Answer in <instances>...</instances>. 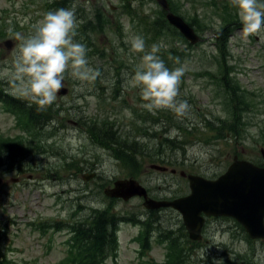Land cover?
I'll return each mask as SVG.
<instances>
[{
  "label": "rangeland",
  "instance_id": "1",
  "mask_svg": "<svg viewBox=\"0 0 264 264\" xmlns=\"http://www.w3.org/2000/svg\"><path fill=\"white\" fill-rule=\"evenodd\" d=\"M176 1L183 2V0ZM205 1L209 2L208 5L204 4ZM47 2L48 0H36V2L0 0V80L6 86H10V96L19 100L25 97L17 92L13 81L14 61L18 45L21 43L17 39V34L27 37L32 33L33 26L42 19L43 14L52 11L47 7ZM120 2L121 0L75 1L76 7L86 5V10H75L77 24L79 22L85 24L88 20L87 27L95 25L97 33L87 30L86 35L89 37L85 43L81 42L84 35L79 38L76 35L74 40L86 46L88 66L91 67L93 62L98 67L100 75L97 79L102 84V93L106 96L108 110L112 109V106L122 105L126 100L136 109L150 112L143 107L146 102L142 100L139 88L133 87L130 83L131 76L141 63L144 53L132 51L128 41L133 36L142 37L145 52L151 51L153 44H159L156 39L153 41L148 33L143 34V26L134 25L128 15L120 12L117 7ZM260 2L264 3V0ZM152 6L155 4L135 3L134 7H137L139 19L141 16L149 18ZM181 12L187 17L195 15V24L205 31L202 35L204 40L191 45L186 39L187 43H182L180 39L177 51L172 54H163L160 50L157 55L169 69L185 67L186 71L181 77L177 100L187 101L189 109L183 116H177L169 109H156L151 113L158 115L162 112L161 121L147 124L146 117H140V115L138 120L132 121L138 123L137 129L141 135L149 128L151 132H157L167 140L162 153H160L161 148L158 149L153 144L141 146L147 153L153 152L164 156L166 170L159 171L160 174L155 182L167 183V194L170 197L189 192L186 170H190L192 174L215 176L227 170L235 154L256 163H264L262 154L264 149V132L262 131L264 130V29L258 34L244 36L237 10L231 6L230 0L185 2L182 3ZM79 15L84 17L81 18ZM91 20L94 23H91ZM117 23L121 24V28H118ZM225 27L224 35L228 40L227 54L230 55H227L225 60L222 57L223 68L226 69V75L228 70L231 71L227 75V84L229 87L234 83L239 85L241 87L239 93L244 91L250 105V110H245L241 119L244 120L239 127L242 133L241 139L231 135L208 138L207 135L211 136L216 132L210 130L206 132V129L202 128L200 130L206 134L201 137L194 127V124H200L203 118L214 119L217 116L230 123V120L234 119L233 114L238 113L232 104L225 103V94L224 96L216 94L219 90L218 84L215 79L205 73L209 68L212 70L215 68L212 55L215 51L219 53L215 37L221 35ZM91 41L95 45L93 48ZM4 42L13 43L14 48L8 51L6 49L8 45ZM160 42L166 46L165 48L170 49L167 41L161 39ZM86 88L87 93L92 89L89 84ZM66 100L62 99V101ZM74 101L76 104L80 102L79 95ZM81 104L85 106L84 115L91 117L93 101L87 105L82 101ZM45 109L53 113L51 105L45 106ZM63 115L64 113L60 114V116ZM117 117L120 119L115 122L122 121L121 117L131 120L130 109L123 107ZM79 120V112L74 109V115L67 120L58 119L54 122L55 128L52 130H55V135L50 139L42 129L41 145H34L26 151V156L20 154L18 147L21 145L19 144L5 148L0 155L4 169H9L8 162L11 160H14L11 163L16 167L15 171H8L5 179L9 184L0 194V234L3 236L5 231L3 243L11 250L7 255L10 261L3 260L0 264H59L65 255L66 230L49 229L43 233L35 229L31 225L32 222L53 221L60 222L61 226L64 220H68L73 208L79 210L78 213L83 221V215H87L90 211L89 206H100L113 200H118L115 203L117 212L122 215L140 214L143 211L140 207L130 209L131 205L127 204L128 201L105 196L102 185L99 190L96 188L100 179L94 182L83 180L84 175L98 171V167L107 180L117 175L123 176L126 172L109 152L99 147L97 140L91 141L88 134L78 127ZM15 124L14 116L0 110L1 132L10 136L20 134L21 130ZM96 133L98 135L102 133L100 125L96 127ZM110 140L115 143L113 139ZM145 141L152 142L154 138L148 137ZM127 142H130V139L122 136L120 144H116L124 147L123 144ZM154 149L157 152L153 151ZM73 158L83 159L73 166V169H77L80 163L82 168L78 176L64 169L66 161L71 162ZM20 168L24 171H20ZM19 175H23V178L17 181ZM102 207L104 208L105 205L103 204ZM177 213L172 210H163L160 215L163 216V226L172 230L174 236L180 234L182 242L189 246L186 252L188 255L183 261L181 260V264H203L202 258L207 257V253L185 242L189 236ZM220 225L226 226L228 223L222 222ZM139 227L130 221L122 220L119 235L109 231L114 236L112 243L119 245V264H138L136 262L137 244L130 238L138 233ZM230 228L226 234L236 230L240 239H224L227 246L223 249V254L226 256L227 264H241L242 259L248 260L250 264L253 261L254 264H264L263 247L255 244L251 251H246L247 244L241 240L243 234L233 225ZM0 241L2 242V238ZM217 242L218 240L215 244ZM164 252V246L153 244L151 255L157 260L163 259ZM208 257L212 260L210 254ZM215 261L218 262V260ZM105 264H111V260L106 261Z\"/></svg>",
  "mask_w": 264,
  "mask_h": 264
},
{
  "label": "clouds",
  "instance_id": "2",
  "mask_svg": "<svg viewBox=\"0 0 264 264\" xmlns=\"http://www.w3.org/2000/svg\"><path fill=\"white\" fill-rule=\"evenodd\" d=\"M230 4L237 10L244 36L264 29V3L260 0H230ZM76 28L74 9L59 8L44 13L27 37L17 34L21 43L14 61L13 81L20 95L43 108L56 100L69 70L80 81L95 80L100 75L99 70L88 66L86 46L75 42ZM128 42L132 51L144 53L130 79L146 102L143 107L150 112L169 109L177 116L186 114L187 101L177 100L185 67H166L157 55L162 45L153 44L151 51L145 52L142 37L133 36Z\"/></svg>",
  "mask_w": 264,
  "mask_h": 264
},
{
  "label": "trees",
  "instance_id": "3",
  "mask_svg": "<svg viewBox=\"0 0 264 264\" xmlns=\"http://www.w3.org/2000/svg\"><path fill=\"white\" fill-rule=\"evenodd\" d=\"M171 3V8L174 12H176V5H178V1L173 2L172 0H169ZM159 13V16L157 17V14ZM144 16H141V18L139 19L138 15H133V24L134 25H138V26H143L144 30H143V34L148 33L152 40L154 41L155 39L157 40L159 45H162L160 50V53L163 54H172L174 51H177L178 49V42L184 41L185 43H187V41L184 39V37L179 33V31L175 28V26H172L168 20L166 19V12L164 10H158L155 12V14H151L149 15V18L151 20H149V18H147L146 16L143 18ZM143 19V20H142ZM195 19H193L194 21ZM236 23V22H235ZM192 26L195 25V23L193 22L191 24ZM90 28L86 27L84 30H81L82 35L87 34V30L89 31ZM196 29L199 30V27L196 26ZM92 30L95 32L96 31V26L93 25L92 26ZM203 30V29H200ZM226 30V27L223 29L222 34L218 35L216 37V41L218 43V48L219 51L221 52L222 57L226 58L227 55V48H228V44H225V41L227 42V36L224 35V31ZM201 33H204V31H201ZM161 39H164L165 41H167L170 45V49L169 48H165L166 46L164 44H162L160 42ZM191 45H189L190 47ZM175 59H177V57H174ZM226 69H221L220 73L221 74H225ZM233 71V70H232ZM209 75L213 76L212 74H210L209 72H207ZM230 71L228 70L229 74ZM214 78H216L215 76H213ZM220 79L217 80V83ZM222 87L225 88V92L227 93V95L229 96L228 100L226 101V103H230L234 106L235 110L238 111V113H234L233 117L234 119L230 120L229 122H225V120H221L219 118H216V120H211V118L209 119H205L202 120L200 122V124H194L195 130H197L200 134L199 136L203 137L206 132L208 130H210L211 132H216V134H212L211 136H208V138L211 137H225V136H233V137H238L239 139H241L242 137V133L239 129L241 123L244 121H242V117L244 114L245 110H250V105L248 104L247 100H246V96L243 92L241 91L240 86H238L237 84H233L231 87H227V80L222 79ZM6 101V108L8 111H11L12 113H14L17 117V122L16 125L22 130V131H27V133L29 134L30 138H26L23 135H16V137H12L10 135H5L3 136V138H1V142H0V155L4 152L5 148L7 147H12L15 145H21L19 146V151L20 154L22 156H26L27 152L29 149H31L34 145H41V137H42V133L39 132V129L37 128V126L33 123L31 116L29 114V112L26 110L25 108V104L20 102L19 100L11 102L9 101L7 98L5 99ZM246 107V108H245ZM133 113L136 115V117H146L147 119V124L148 122H157V121H161L162 118L161 115L162 112H159L158 115L153 114L151 112H141L138 111L137 109L133 108ZM204 119V118H203ZM144 121V120H143ZM204 123V124H203ZM221 124V125H220ZM102 128V133L99 136H104L106 139H113L115 141V143H119L120 144V137H122L121 135L118 134H113L111 133V127H109V123L108 121H103L102 124H99ZM220 125V126H219ZM138 126V123L136 122H132V127L136 128ZM206 129V132L201 131L200 129ZM142 129H144V127H142ZM144 134H148L150 136H156L159 137L158 133H152L151 130L148 128L144 131ZM123 136H128L130 138H134L136 136V134L133 133V131H127ZM238 138H233V140H238ZM18 141H17V140ZM124 139V138H123ZM122 139V140H123ZM232 140V141H233ZM163 141H165V144L167 143L166 139H163ZM133 145L132 142H127L125 144H123L124 149L127 151H134L136 150L134 147H131ZM7 152V151H6ZM126 152V151H125ZM19 153V152H18ZM12 155V154H11ZM19 156V154H18ZM10 157V156H9ZM11 159V158H10ZM14 161V160H11ZM11 161L8 162L9 168H13L15 167L14 164L11 163ZM2 160L0 158V164H1ZM69 163V162H66ZM64 169H67V165L64 166ZM101 235L108 240L107 242H113L114 236L112 233H109V231L104 227L101 226ZM99 228H97L98 230ZM97 238V236H96ZM103 241V238H102ZM106 242V243H107ZM100 245V239L99 240H95V249L98 248V246ZM105 247V244H104ZM87 250V249H85ZM99 250V249H97ZM188 250V246L184 244V242H180L179 244V249H178V253L177 255L179 256V258L183 261V259L188 255L186 252ZM102 253V250H99ZM76 259L78 261H80L81 263H87L91 260V256L88 254H79V256L76 257Z\"/></svg>",
  "mask_w": 264,
  "mask_h": 264
},
{
  "label": "water",
  "instance_id": "4",
  "mask_svg": "<svg viewBox=\"0 0 264 264\" xmlns=\"http://www.w3.org/2000/svg\"><path fill=\"white\" fill-rule=\"evenodd\" d=\"M159 2L167 6L166 0H159ZM168 18L192 43L198 41L194 30L183 19L171 13L168 14ZM189 177L192 189L191 194L170 204L183 214L191 238H199L197 233L201 222L197 219L203 211L207 214L230 213L239 221L248 223L251 226L249 230L252 236L262 235L264 167H260L248 160L239 159L236 156L227 171L215 180H210L197 174ZM113 191L108 193L117 195ZM258 213L261 215L260 225L255 221Z\"/></svg>",
  "mask_w": 264,
  "mask_h": 264
},
{
  "label": "flooded vegetation",
  "instance_id": "5",
  "mask_svg": "<svg viewBox=\"0 0 264 264\" xmlns=\"http://www.w3.org/2000/svg\"><path fill=\"white\" fill-rule=\"evenodd\" d=\"M53 5H55V4L53 3L51 6H53ZM70 90H71V87L68 86V91L70 92ZM0 175H1V173H0ZM221 223L222 222L220 219L212 218L211 220H208L207 227H206L205 231L212 237H216V236L220 235L221 238H223L226 235V232L222 229V226L220 225ZM207 241H209V240H207ZM256 243L260 244V246H262L263 250H264V241H262V239H259V241H256ZM223 246H225L223 241L217 245H212L210 247V250L212 251V255L220 257L223 254V253H221L220 247H223ZM246 251L249 252L251 250L249 249ZM254 263L255 262L253 261L252 264H254ZM241 264H250V263L248 260L242 259Z\"/></svg>",
  "mask_w": 264,
  "mask_h": 264
}]
</instances>
